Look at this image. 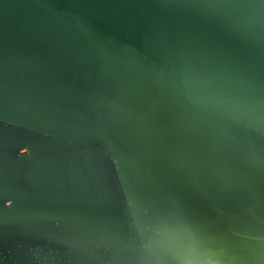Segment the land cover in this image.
<instances>
[{
	"label": "water",
	"instance_id": "obj_1",
	"mask_svg": "<svg viewBox=\"0 0 264 264\" xmlns=\"http://www.w3.org/2000/svg\"><path fill=\"white\" fill-rule=\"evenodd\" d=\"M0 264H264V0H0Z\"/></svg>",
	"mask_w": 264,
	"mask_h": 264
}]
</instances>
